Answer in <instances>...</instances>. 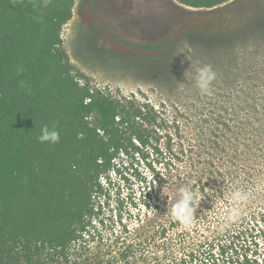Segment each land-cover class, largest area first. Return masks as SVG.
<instances>
[{"label":"trees","instance_id":"1","mask_svg":"<svg viewBox=\"0 0 264 264\" xmlns=\"http://www.w3.org/2000/svg\"><path fill=\"white\" fill-rule=\"evenodd\" d=\"M74 1L0 0V264H130L151 242L188 252L224 241L236 225L227 196L254 179L264 154L241 151L222 123L191 138L177 109L168 116L142 95L89 87L61 38ZM174 1L210 9L230 0ZM45 126L59 143L38 142ZM142 150L170 156L176 190L140 231L110 241L94 223L100 179L119 154ZM183 187L203 197L189 227L171 214Z\"/></svg>","mask_w":264,"mask_h":264},{"label":"rangeland","instance_id":"2","mask_svg":"<svg viewBox=\"0 0 264 264\" xmlns=\"http://www.w3.org/2000/svg\"><path fill=\"white\" fill-rule=\"evenodd\" d=\"M160 5L169 19L177 10L191 16L173 25L164 20L159 31L154 19ZM203 23L206 27L199 31L197 25ZM61 38L70 62L88 79L89 87L116 96L142 95L156 106L163 104L168 116L177 109L191 138L203 131L207 139V131L222 123L230 142L238 140L241 151L247 146L251 155H260L257 150L264 154V0H230L212 9L180 7L171 0H75ZM206 64L217 73L211 96L196 87L197 71ZM162 157L142 150L114 159L94 199V223L103 238L112 241L140 231L145 219L156 215V207L164 203L163 186L169 183V196L176 190L174 169L166 163L170 156ZM256 161L261 164L259 172L239 188L248 191L250 199L224 241L194 246L188 252L151 242L145 250L136 247L129 263L262 260L264 157ZM229 207L228 201L223 211Z\"/></svg>","mask_w":264,"mask_h":264},{"label":"clouds","instance_id":"3","mask_svg":"<svg viewBox=\"0 0 264 264\" xmlns=\"http://www.w3.org/2000/svg\"><path fill=\"white\" fill-rule=\"evenodd\" d=\"M217 79V73L212 65L206 64L200 67L196 75V87L200 93L205 96L213 94L212 85ZM40 143L56 144L60 141V133L54 126L49 129L45 126L41 129V134L37 137ZM170 185L165 184L161 190V196H168ZM203 197L191 188L183 187L179 190V199L174 203L171 214L174 219L185 227H189L194 220V213L197 210V201H201ZM250 199V193L243 189H236L228 196L231 207L227 210L226 220L228 222H236L242 213L243 206ZM216 206V202L214 207Z\"/></svg>","mask_w":264,"mask_h":264},{"label":"crops","instance_id":"4","mask_svg":"<svg viewBox=\"0 0 264 264\" xmlns=\"http://www.w3.org/2000/svg\"><path fill=\"white\" fill-rule=\"evenodd\" d=\"M171 2L173 4H175L176 6H180V7L183 6V5L177 3L174 0H171ZM191 9H193V8H191ZM210 9H212V8H210ZM157 10H158V12L156 13V16H155V19H154V24H156V22L158 23V25L157 24L156 25L159 26V27H157L156 29L158 30V28H160L159 31H163V27L162 26L164 25V20H166V23L170 22L173 25V23H178L182 19H185V21H186L191 16V13H183V14H181L179 12V10H177V14L172 19H169L168 18L169 14H168V16L166 15V17H165V12L163 11V5H160L157 8ZM156 25H155V27H156ZM197 26H198V30L200 31V28L202 30V29H204V27H206V23H203L202 25H197ZM147 31H152V30H147Z\"/></svg>","mask_w":264,"mask_h":264}]
</instances>
